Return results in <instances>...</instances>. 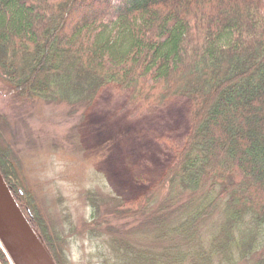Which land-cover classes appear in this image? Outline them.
Returning a JSON list of instances; mask_svg holds the SVG:
<instances>
[{
	"label": "trees",
	"instance_id": "obj_1",
	"mask_svg": "<svg viewBox=\"0 0 264 264\" xmlns=\"http://www.w3.org/2000/svg\"><path fill=\"white\" fill-rule=\"evenodd\" d=\"M0 80L16 107L40 97L87 109L107 87L129 91L142 109L190 102L184 144L140 205L116 202L99 212L103 202L93 204L85 229L97 243L98 264H223L234 253L246 263L261 246L264 0H0ZM9 155L0 145V175L61 264L58 238L27 198ZM172 191L187 213L174 227L177 211L163 202ZM218 207L222 220L208 247L198 244L188 255L189 239ZM138 220L153 225L155 243L147 248L125 228ZM0 264H9L1 247ZM254 264H264V255Z\"/></svg>",
	"mask_w": 264,
	"mask_h": 264
},
{
	"label": "rangeland",
	"instance_id": "obj_2",
	"mask_svg": "<svg viewBox=\"0 0 264 264\" xmlns=\"http://www.w3.org/2000/svg\"><path fill=\"white\" fill-rule=\"evenodd\" d=\"M5 88L6 83L0 80V115L4 117L0 121V145L8 148L27 198L35 203L58 238L61 264H98L97 243L88 239L85 229L93 204L103 202L99 212L116 202L140 205L184 144L190 102L177 98L159 108L142 109L129 101V91L107 87L87 109L51 99L46 102L40 97L27 106L16 107L5 96ZM10 195L32 237L54 264ZM182 201L175 191L163 197V202L177 211L168 226L174 227L181 215L187 217ZM222 213L218 207L189 239L185 248L188 255H194L198 244L208 247L209 236L217 232ZM142 221L128 222L125 228L134 229L137 240L144 237L146 242L139 245L147 248L155 243L153 225ZM172 237L168 233V239L178 243ZM260 242L263 246L264 241ZM261 246L254 248V255L246 263L234 253L231 262L223 264H254L264 255ZM0 247L8 263L13 264L1 244Z\"/></svg>",
	"mask_w": 264,
	"mask_h": 264
},
{
	"label": "water",
	"instance_id": "obj_3",
	"mask_svg": "<svg viewBox=\"0 0 264 264\" xmlns=\"http://www.w3.org/2000/svg\"><path fill=\"white\" fill-rule=\"evenodd\" d=\"M0 244L13 264H43L39 254L45 251L32 237L1 175Z\"/></svg>",
	"mask_w": 264,
	"mask_h": 264
},
{
	"label": "bare ground",
	"instance_id": "obj_4",
	"mask_svg": "<svg viewBox=\"0 0 264 264\" xmlns=\"http://www.w3.org/2000/svg\"><path fill=\"white\" fill-rule=\"evenodd\" d=\"M39 257H40V259H41V261H42L43 264H51L50 261H49V259L47 258V255L45 253L44 254H39Z\"/></svg>",
	"mask_w": 264,
	"mask_h": 264
}]
</instances>
